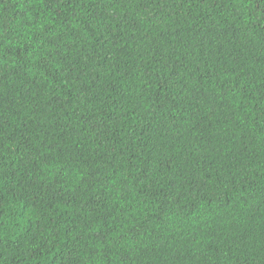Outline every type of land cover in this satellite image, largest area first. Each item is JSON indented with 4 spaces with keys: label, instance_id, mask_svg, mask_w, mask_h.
I'll return each mask as SVG.
<instances>
[{
    "label": "trees",
    "instance_id": "16d2710c",
    "mask_svg": "<svg viewBox=\"0 0 264 264\" xmlns=\"http://www.w3.org/2000/svg\"><path fill=\"white\" fill-rule=\"evenodd\" d=\"M0 264H264V0H0Z\"/></svg>",
    "mask_w": 264,
    "mask_h": 264
}]
</instances>
